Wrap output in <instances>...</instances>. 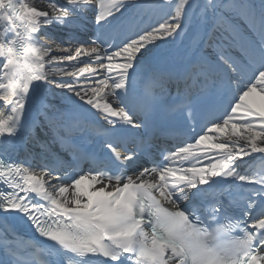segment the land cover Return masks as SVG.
<instances>
[{
    "label": "snow or ice",
    "instance_id": "1",
    "mask_svg": "<svg viewBox=\"0 0 264 264\" xmlns=\"http://www.w3.org/2000/svg\"><path fill=\"white\" fill-rule=\"evenodd\" d=\"M89 11L95 38L48 31ZM182 34L185 48L153 55ZM175 117L204 123L157 163ZM29 123L39 151L13 160ZM10 218L45 243L20 245ZM0 252V264H264V0H0Z\"/></svg>",
    "mask_w": 264,
    "mask_h": 264
},
{
    "label": "bare ground",
    "instance_id": "2",
    "mask_svg": "<svg viewBox=\"0 0 264 264\" xmlns=\"http://www.w3.org/2000/svg\"><path fill=\"white\" fill-rule=\"evenodd\" d=\"M26 2H28L30 4H34L37 7H45L47 0H26ZM196 12L198 13V9H196ZM85 17H86V19L80 21V26H82V27H88L93 23L92 21L94 19V13L92 11H89V12L85 13ZM60 29L61 28L59 26L53 25L51 28L48 29V31L49 32H55V34H57L58 38H61V39L65 38V37H69L67 35H63L62 34L63 30H60ZM66 32H69V30ZM176 41L188 43L187 38L183 34L179 37L169 38L167 42L161 43L159 48L153 50V55L164 54V53L170 52L171 49L167 50L166 47L172 46ZM84 42H86V41H84ZM72 43L74 46L76 45V44H74L73 39H72ZM162 48H165V49H162ZM65 79H68V77H65ZM39 91L44 92L45 89L42 88ZM30 125H31L30 123L27 124V127ZM260 159H261L260 154H253L251 157H245L244 161H247V164L251 165L252 163H254Z\"/></svg>",
    "mask_w": 264,
    "mask_h": 264
}]
</instances>
